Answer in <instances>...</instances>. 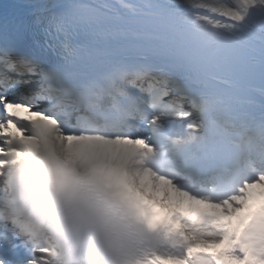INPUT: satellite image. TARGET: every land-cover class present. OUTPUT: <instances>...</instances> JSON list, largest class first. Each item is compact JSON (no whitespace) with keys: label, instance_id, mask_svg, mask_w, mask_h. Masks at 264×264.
Segmentation results:
<instances>
[{"label":"snow or ice","instance_id":"snow-or-ice-1","mask_svg":"<svg viewBox=\"0 0 264 264\" xmlns=\"http://www.w3.org/2000/svg\"><path fill=\"white\" fill-rule=\"evenodd\" d=\"M50 119L170 221L141 264H264V0H3L0 156ZM45 252L0 194V264Z\"/></svg>","mask_w":264,"mask_h":264},{"label":"clouds","instance_id":"clouds-1","mask_svg":"<svg viewBox=\"0 0 264 264\" xmlns=\"http://www.w3.org/2000/svg\"><path fill=\"white\" fill-rule=\"evenodd\" d=\"M93 131L28 124L0 166V194L40 264H141L160 243L137 204L96 155Z\"/></svg>","mask_w":264,"mask_h":264},{"label":"bare ground","instance_id":"bare-ground-1","mask_svg":"<svg viewBox=\"0 0 264 264\" xmlns=\"http://www.w3.org/2000/svg\"><path fill=\"white\" fill-rule=\"evenodd\" d=\"M110 161H111V160H110ZM112 162L116 163L115 161H112Z\"/></svg>","mask_w":264,"mask_h":264}]
</instances>
